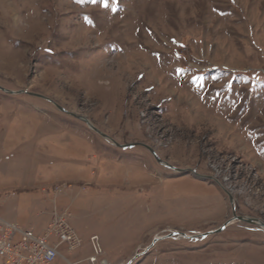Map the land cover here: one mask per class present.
<instances>
[{
    "label": "rangeland",
    "instance_id": "1",
    "mask_svg": "<svg viewBox=\"0 0 264 264\" xmlns=\"http://www.w3.org/2000/svg\"><path fill=\"white\" fill-rule=\"evenodd\" d=\"M0 88V217L68 210L54 264H264L202 238L264 224V0H0Z\"/></svg>",
    "mask_w": 264,
    "mask_h": 264
},
{
    "label": "built area",
    "instance_id": "2",
    "mask_svg": "<svg viewBox=\"0 0 264 264\" xmlns=\"http://www.w3.org/2000/svg\"><path fill=\"white\" fill-rule=\"evenodd\" d=\"M63 192L61 186L54 189L56 196ZM69 211L55 212L52 224L43 232L23 229L17 222L0 217V264H54L61 257L60 248L67 244L74 252L81 243L72 227ZM56 239L57 241H51ZM94 255L89 264H111L102 257V249L97 236L91 237Z\"/></svg>",
    "mask_w": 264,
    "mask_h": 264
},
{
    "label": "water",
    "instance_id": "3",
    "mask_svg": "<svg viewBox=\"0 0 264 264\" xmlns=\"http://www.w3.org/2000/svg\"><path fill=\"white\" fill-rule=\"evenodd\" d=\"M0 90L1 91H3V92H5V93H9V94H12V95H14V94H19L18 92H9V91H6V90H4V89H2V88H0ZM48 100V99H47ZM50 102H52V101H50ZM62 111H64L63 109H61ZM87 124H88V126L93 130V131H95L96 133H98L99 135H101L103 138H105V139H107V140H109V138H108V136H106L105 134H103V133H101L99 130H97L96 128H94L87 120H84ZM116 146H119L118 144H116V143H114ZM126 146H124V148H125ZM149 150H150V152L154 155V157L157 159V161L159 162V163H162L161 162V160L157 157V155H156V153L154 152V151H152L150 148H149ZM170 167V166H169ZM230 201H231V203H232V197H230ZM236 221H241V222H246V223H248V224H250V225H256V226H258V227H260V228H262L263 230H264V224L261 222V221H259V220H257V219H249V218H244V217H238L235 213H234V217H233V219L232 220H230L229 222H227L225 225H223L221 228H219L218 230H216V231H213V232H210V233H208V234H206V235H204L202 238H204L205 236H208V235H211V234H214V233H219V232H222L223 230H225L228 226H230L231 224H233V223H235ZM157 240V239H156Z\"/></svg>",
    "mask_w": 264,
    "mask_h": 264
},
{
    "label": "bare ground",
    "instance_id": "4",
    "mask_svg": "<svg viewBox=\"0 0 264 264\" xmlns=\"http://www.w3.org/2000/svg\"><path fill=\"white\" fill-rule=\"evenodd\" d=\"M180 236H185V238H189V239H195V237H193V236H187V235H184V234H179ZM178 235V236H179Z\"/></svg>",
    "mask_w": 264,
    "mask_h": 264
}]
</instances>
